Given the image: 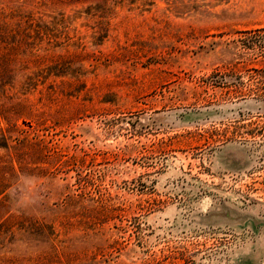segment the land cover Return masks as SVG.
<instances>
[{
	"label": "rangeland",
	"instance_id": "obj_1",
	"mask_svg": "<svg viewBox=\"0 0 264 264\" xmlns=\"http://www.w3.org/2000/svg\"><path fill=\"white\" fill-rule=\"evenodd\" d=\"M24 10L40 122L0 264H264V0Z\"/></svg>",
	"mask_w": 264,
	"mask_h": 264
},
{
	"label": "trees",
	"instance_id": "obj_2",
	"mask_svg": "<svg viewBox=\"0 0 264 264\" xmlns=\"http://www.w3.org/2000/svg\"><path fill=\"white\" fill-rule=\"evenodd\" d=\"M24 1L0 0V151H4L0 155V189L3 191L0 211L6 208L9 193L19 188L21 176L30 164L25 153L27 139L16 137L17 121L26 117L40 122L28 100L36 90L37 81L29 72V64L22 61L25 54L19 48L28 37L22 31L37 26L41 16L34 10H24ZM10 40L15 44L10 45Z\"/></svg>",
	"mask_w": 264,
	"mask_h": 264
}]
</instances>
